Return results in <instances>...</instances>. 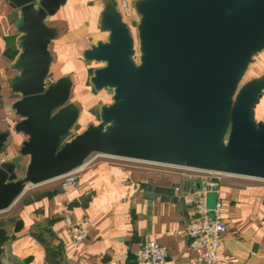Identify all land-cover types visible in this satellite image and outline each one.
I'll return each instance as SVG.
<instances>
[{
  "label": "water",
  "instance_id": "obj_1",
  "mask_svg": "<svg viewBox=\"0 0 264 264\" xmlns=\"http://www.w3.org/2000/svg\"><path fill=\"white\" fill-rule=\"evenodd\" d=\"M5 1L19 14L16 75L7 84L18 98L14 132L27 139L18 157L0 164V212L27 186L59 179L92 154L264 181V119L255 120L264 76L240 85L264 50V0H139L137 61L130 30L106 4L107 40L83 59L100 64L89 83L110 90L112 102L100 107L98 125L67 141L79 110L69 103L70 78L50 83L60 33L47 22L65 0ZM8 136L0 133V152ZM183 187L190 192L189 182ZM175 188L145 192L176 203Z\"/></svg>",
  "mask_w": 264,
  "mask_h": 264
},
{
  "label": "crops",
  "instance_id": "obj_2",
  "mask_svg": "<svg viewBox=\"0 0 264 264\" xmlns=\"http://www.w3.org/2000/svg\"><path fill=\"white\" fill-rule=\"evenodd\" d=\"M137 1L130 3L134 6ZM109 2L115 3L65 0L47 21L60 33L51 48L55 58L50 70L52 82L70 78L69 103L79 110L71 131L73 135L77 130L74 136L99 123L98 92L86 85L89 73L96 68L84 61L83 54L97 42H106L108 34L100 22ZM18 22V12L0 0V133L9 134L0 157L8 156L7 161L18 157L27 139L14 132L20 118H14L11 106L18 98H13L7 84L16 75L11 66L19 54ZM252 64L253 76L247 82L264 76V50ZM263 119L264 93L255 108L256 122ZM27 163L25 158L21 169ZM201 178L202 174L189 169L99 158L84 168L74 188L62 190L59 179L28 187L0 212V264H135L134 254L144 241L166 248L164 264H189L196 252L190 249L184 230L194 218L192 208L180 193H175L174 203L151 199L145 190L176 185L187 194L183 184L190 183L191 193ZM216 202L221 204V219L227 228L217 252L218 264H264V181L225 176L218 195L208 197V208L214 209ZM65 220L88 222L87 239L81 246L72 244Z\"/></svg>",
  "mask_w": 264,
  "mask_h": 264
},
{
  "label": "built area",
  "instance_id": "obj_3",
  "mask_svg": "<svg viewBox=\"0 0 264 264\" xmlns=\"http://www.w3.org/2000/svg\"><path fill=\"white\" fill-rule=\"evenodd\" d=\"M114 2L115 9L128 30L135 24L137 26L139 16L130 0H114ZM99 158L110 159L111 157L102 154H92L81 166L59 178L61 189L66 191L76 187L80 173ZM7 160L8 156L2 155L0 164ZM198 172L202 174V178L199 181V190L187 194L181 193L180 188H175L174 190L175 193H180L182 200L194 212V218L188 222L184 230L189 240L190 249L196 252V256L189 261V264H218L217 252L227 228L221 219V204L216 202L214 209L211 210L208 208L207 199L210 195H218L221 179L228 175L216 172ZM28 187L33 186L29 185L26 189ZM65 223L72 244L76 247L81 246L87 239L88 222L72 223L65 220ZM167 256V250L163 246L152 241H144L134 254V260L135 264H164Z\"/></svg>",
  "mask_w": 264,
  "mask_h": 264
},
{
  "label": "rangeland",
  "instance_id": "obj_4",
  "mask_svg": "<svg viewBox=\"0 0 264 264\" xmlns=\"http://www.w3.org/2000/svg\"><path fill=\"white\" fill-rule=\"evenodd\" d=\"M129 30H130V33H131L133 39H134V47H135V50H136V57H135V60L137 61V56H138V42H137V37H136V24H135L132 28H130ZM260 53H261V52H260ZM257 55H258V54H257ZM257 55H256V56H257ZM256 56H255V57H256ZM92 66H95V67H92V68L94 69V68H98V67H100V64H95V65H92ZM252 69H253V64L251 63V64L249 65L248 70L246 71L244 77L242 78V80H241V84H240V85H243L244 83H246L247 81H249L250 78H252L253 75H252V73H250V72L252 71ZM91 70H92V69H91ZM88 76L90 77V76H91V73H89ZM89 77H88V80H87L86 85L89 86V87H91V86H90V83H89ZM91 88H92V87H91ZM92 90H93V89H92ZM111 96H112V92H111L110 90H103V91H100V92H98V95H96L95 99H97V103H96L97 107H96V109H97V117H98V118H99V112H98L99 106H101V105H109V104H111V102H112V100H111ZM13 98H16V97L13 96ZM2 104H3V103H2L1 96H0V105H2ZM11 112H12V110H11ZM11 114L14 116V118H16V119L19 118L18 116H15V113L12 112ZM75 133H77V130H75L74 134H75ZM74 134H73V135L71 134V135L66 139V141L69 140V139H71V138H73V137H74ZM208 206H209V205H208Z\"/></svg>",
  "mask_w": 264,
  "mask_h": 264
},
{
  "label": "trees",
  "instance_id": "obj_5",
  "mask_svg": "<svg viewBox=\"0 0 264 264\" xmlns=\"http://www.w3.org/2000/svg\"><path fill=\"white\" fill-rule=\"evenodd\" d=\"M134 59H135V57H134Z\"/></svg>",
  "mask_w": 264,
  "mask_h": 264
}]
</instances>
